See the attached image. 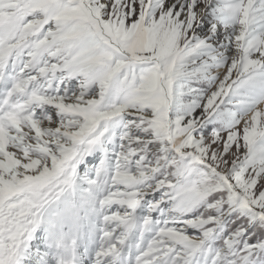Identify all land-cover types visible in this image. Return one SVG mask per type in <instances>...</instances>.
Listing matches in <instances>:
<instances>
[{"label": "snow or ice", "instance_id": "obj_1", "mask_svg": "<svg viewBox=\"0 0 264 264\" xmlns=\"http://www.w3.org/2000/svg\"><path fill=\"white\" fill-rule=\"evenodd\" d=\"M0 264H264V0H0Z\"/></svg>", "mask_w": 264, "mask_h": 264}]
</instances>
